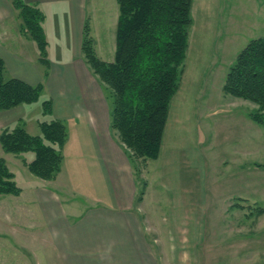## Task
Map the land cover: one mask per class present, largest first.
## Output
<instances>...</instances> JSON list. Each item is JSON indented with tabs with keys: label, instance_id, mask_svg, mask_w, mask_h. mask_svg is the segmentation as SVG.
<instances>
[{
	"label": "rangeland",
	"instance_id": "rangeland-1",
	"mask_svg": "<svg viewBox=\"0 0 264 264\" xmlns=\"http://www.w3.org/2000/svg\"><path fill=\"white\" fill-rule=\"evenodd\" d=\"M86 10L92 49L99 60L110 62L118 5L87 0ZM190 14L184 73L169 105L159 155L137 165L147 183L140 217L147 216L144 230L161 264H264V213L257 214L264 209V128L254 120L261 111L223 88L239 52L264 34V0H193ZM10 48L17 50V41ZM100 90L109 116L111 102ZM51 95L47 89L35 102L0 111V132L19 125L30 136L40 135L41 123L58 120L42 113L43 101H58ZM64 100L70 106L72 100ZM59 121L67 131L59 184L29 172L30 151L15 155L0 147V158L23 191L19 198L0 196V264L61 262L41 205L30 203L28 196L54 191L72 222L96 200H106L88 128L79 120ZM110 130L125 151L117 132Z\"/></svg>",
	"mask_w": 264,
	"mask_h": 264
},
{
	"label": "trees",
	"instance_id": "trees-1",
	"mask_svg": "<svg viewBox=\"0 0 264 264\" xmlns=\"http://www.w3.org/2000/svg\"><path fill=\"white\" fill-rule=\"evenodd\" d=\"M193 0H116L118 17L115 31L114 58L99 60L89 38V25H84L81 50L84 61L107 93L111 113L109 126L118 134L125 153L135 165L138 194L144 196L147 183L137 165L157 159L168 119L169 105L180 88L192 26ZM20 21V31L37 45L40 60L46 63V37L42 27L44 15L34 4L10 0ZM226 95L248 100L261 114L254 120L264 128V34L251 40L237 55L224 82ZM43 86L29 85L8 77L0 58V111L32 103L40 98ZM105 93V94H106ZM42 113L51 112L50 100L42 102ZM67 131L59 120L40 124V135L30 136L23 127L0 132V147L5 153L30 151L29 172L43 180L56 177L61 168L62 147ZM127 150V151H126ZM140 183H139V181ZM21 189L14 175L0 158V196H17ZM264 213L258 209L257 214Z\"/></svg>",
	"mask_w": 264,
	"mask_h": 264
},
{
	"label": "crops",
	"instance_id": "crops-1",
	"mask_svg": "<svg viewBox=\"0 0 264 264\" xmlns=\"http://www.w3.org/2000/svg\"><path fill=\"white\" fill-rule=\"evenodd\" d=\"M23 1L36 5L44 15L46 63L40 60L36 43L21 33L10 0H0V58L6 75L29 85L40 84L43 91L49 89L58 101L50 98L52 109L48 117L66 124L79 120L88 128L91 148L101 162L97 167L101 170L99 181L106 188V200H96L97 204L77 214L74 222L67 218L61 198L54 191L43 189L35 197L28 196L30 203L41 205L46 230L61 260L59 264H161L144 230L147 216L142 218L144 222L140 217L147 191L136 205L133 170L109 128L108 102L101 86L83 58L84 25L87 22L90 27L91 23L87 18V0ZM13 41H17V50L10 48ZM65 97L72 100L70 106L65 107ZM3 121L0 117V128ZM62 173L61 169L54 180L45 183L59 184ZM22 194L23 191L14 197Z\"/></svg>",
	"mask_w": 264,
	"mask_h": 264
}]
</instances>
